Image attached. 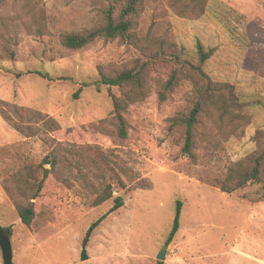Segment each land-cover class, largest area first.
Masks as SVG:
<instances>
[{
	"label": "rangeland",
	"instance_id": "obj_1",
	"mask_svg": "<svg viewBox=\"0 0 264 264\" xmlns=\"http://www.w3.org/2000/svg\"><path fill=\"white\" fill-rule=\"evenodd\" d=\"M107 4L0 0V226L11 228L13 264H264V164L262 182L219 188L232 164L264 155V0H208L196 18L184 2L144 0L131 38L62 44L102 24ZM156 38L195 63L197 42L212 49L202 70L224 84L223 106L210 104L195 126L194 160L180 150L183 130L170 127L191 104V84L181 80L159 101L166 67L150 72L145 98L126 108V137L111 122L110 94L121 91L99 82L98 67L144 60L141 46ZM46 157L55 167L27 227L15 202L25 203L42 168L51 169ZM116 197L122 205L111 211Z\"/></svg>",
	"mask_w": 264,
	"mask_h": 264
},
{
	"label": "trees",
	"instance_id": "obj_2",
	"mask_svg": "<svg viewBox=\"0 0 264 264\" xmlns=\"http://www.w3.org/2000/svg\"><path fill=\"white\" fill-rule=\"evenodd\" d=\"M171 3H185L188 6L189 17L196 18L200 16L207 5L208 0H167ZM144 0H108V4L102 12V24L85 29L81 33H70L62 37V44L69 49H78L96 38L114 39V38H131L133 36L132 29L135 19L143 11ZM189 4V5H187ZM141 54L144 60H136L131 66H121L119 68H108L99 66V82L108 87H118L121 95L116 97L110 94L112 99L111 122L117 128L118 135L122 138L126 137L127 124L124 112L129 104L141 101L147 94V80L150 72L156 71L158 67H166V77L159 78V89L157 97L159 101H164L167 95L183 79H187L191 84L192 101L190 106L176 114L170 119V127L183 130V136L180 144V150L190 160L195 159L194 148V129L200 123L203 114L208 112L209 105L220 102L223 106L224 84L212 82L202 70V64L209 59L212 49H205L200 42L195 45L197 62L185 59L176 43L165 39H152L145 41L141 46ZM44 77V75H43ZM4 115V114H3ZM39 115V114H37ZM7 118L6 115H4ZM10 120V119H9ZM15 127L20 128L19 124L14 123ZM51 164V169L42 168V176L39 181L32 182L30 192L25 203L21 201L15 202V208L20 221L27 227H31L35 217V209L33 199L39 196L44 184V180L55 167L53 158H44ZM264 164V155H252L247 161H240L232 164L226 173V176L219 183V188L223 193H232L233 191L244 187L247 183H260L262 178V166ZM31 178H35L30 169L27 171ZM19 189L23 187L19 186ZM111 195L110 188L106 194L99 195L94 204L100 205L106 201ZM122 205L121 197H116L110 210H115ZM181 203H177V214L173 222L172 231L169 240L173 237L179 227V212ZM103 217V216H102ZM98 218L91 223L87 229L83 242L86 243L93 229L103 219ZM0 230L7 236L11 235V228L1 227Z\"/></svg>",
	"mask_w": 264,
	"mask_h": 264
},
{
	"label": "water",
	"instance_id": "obj_3",
	"mask_svg": "<svg viewBox=\"0 0 264 264\" xmlns=\"http://www.w3.org/2000/svg\"><path fill=\"white\" fill-rule=\"evenodd\" d=\"M166 246L167 244H165L158 252L157 258L159 260L164 259V253H165ZM0 248L2 252L3 264H13L12 247H11L9 237L6 234H4L1 230H0ZM86 259H87V251H86L85 244H83L80 249V260L83 261Z\"/></svg>",
	"mask_w": 264,
	"mask_h": 264
},
{
	"label": "bare ground",
	"instance_id": "obj_4",
	"mask_svg": "<svg viewBox=\"0 0 264 264\" xmlns=\"http://www.w3.org/2000/svg\"><path fill=\"white\" fill-rule=\"evenodd\" d=\"M209 215V214H208ZM222 228V227H221Z\"/></svg>",
	"mask_w": 264,
	"mask_h": 264
}]
</instances>
